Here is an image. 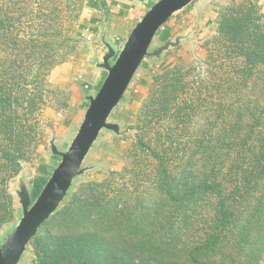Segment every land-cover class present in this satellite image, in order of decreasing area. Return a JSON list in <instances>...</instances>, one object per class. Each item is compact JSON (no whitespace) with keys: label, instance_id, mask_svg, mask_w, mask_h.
<instances>
[{"label":"rangeland","instance_id":"obj_1","mask_svg":"<svg viewBox=\"0 0 264 264\" xmlns=\"http://www.w3.org/2000/svg\"><path fill=\"white\" fill-rule=\"evenodd\" d=\"M253 6V13L264 17V0H195L159 30L152 47L175 34L187 38L159 59L143 61L109 118L120 125L121 134L101 132L84 161V176L75 180L70 197L30 241L19 264H42L62 230L90 228L78 204L66 210L74 196L82 200L79 207L96 203L97 211L122 218L119 225L126 229L134 228L136 220L149 228L152 217H172L174 209L166 207L163 193L188 198L180 218L189 216L191 235L199 233L217 202L195 192L213 160L221 183L213 196L219 203L232 197L234 208L242 211L243 196L236 189L247 181L236 171V149L243 148L234 146L233 127L239 133L235 111L264 107V97L251 95L241 60L230 61L232 54L213 38L230 13H252ZM91 11L90 0H0V96L10 90L17 94L10 109L0 100V239L21 213L15 195L19 180L32 189L35 178L49 177L59 163L51 156L50 141L60 151L68 148L87 107L84 97L96 91L77 70L79 59L91 50L85 32L92 28ZM90 210L86 217H95ZM186 223L181 224L183 236L189 231Z\"/></svg>","mask_w":264,"mask_h":264},{"label":"trees","instance_id":"obj_2","mask_svg":"<svg viewBox=\"0 0 264 264\" xmlns=\"http://www.w3.org/2000/svg\"><path fill=\"white\" fill-rule=\"evenodd\" d=\"M250 11L252 13L243 10L230 13L219 24L218 36L213 38V42L223 45L228 56L232 54L230 61L233 59L236 63L241 60V75L250 77L251 95L257 93L264 97V17H257V11L253 13L254 6ZM16 98V92L10 90L5 96H0L1 104L10 109L16 106ZM260 105L243 107L245 110L238 107L235 111L239 133H236L237 127H233L234 146L243 148L236 149V171L247 181L245 184L238 182L240 187L236 189L238 196H243L239 202L242 211L234 208L232 197L227 200L232 205L226 208L227 201L219 203L217 196H213L221 187L217 181L219 177H216V160L206 165L201 189L195 191L208 199H217L216 207L214 209L211 205V220L207 219L204 222L206 227L195 235H191L194 227L186 223L189 216L180 218L179 214L181 207L187 206L183 203L189 202L188 198L174 199V196L163 193L166 207L174 209L172 217L164 220L152 217L149 228L140 226L136 220L133 221L134 228L126 229L119 225L122 218H114L108 211L106 214L97 211L96 203L88 202L79 207L82 200L74 196L66 210L78 204V213L87 219L90 228H67L59 232L54 240H60H56V246L52 244L53 249H48L42 264H261L264 257V192L260 191L264 188V107ZM191 160L192 156H189L186 162ZM46 180L37 177L32 181V199L36 198ZM91 185L97 187V184L88 186ZM166 188L161 187L162 190ZM71 190L66 199L70 197ZM223 198L226 200L225 196ZM190 203L194 208L193 202ZM89 210L95 217H86ZM183 221L189 227L184 236L180 231Z\"/></svg>","mask_w":264,"mask_h":264},{"label":"water","instance_id":"obj_3","mask_svg":"<svg viewBox=\"0 0 264 264\" xmlns=\"http://www.w3.org/2000/svg\"><path fill=\"white\" fill-rule=\"evenodd\" d=\"M195 0H157L134 24L119 50L107 38L106 28L101 35L105 48L102 62L98 65L105 76L95 93L85 96L87 107L82 121L65 151H60L54 139L50 141L52 157L59 163L51 169L50 175L35 199L32 189L24 178L18 182L15 195L21 213L18 222L0 239V264H19L28 252V245L42 225L55 214L73 189L78 177L84 176L83 166L89 152L102 131L120 135V125L109 121L136 73L147 58L159 59L164 53L176 48L186 36L180 35L171 41L152 47L160 28L176 13L189 7Z\"/></svg>","mask_w":264,"mask_h":264},{"label":"crops","instance_id":"obj_4","mask_svg":"<svg viewBox=\"0 0 264 264\" xmlns=\"http://www.w3.org/2000/svg\"><path fill=\"white\" fill-rule=\"evenodd\" d=\"M90 1L92 2V11L90 14V25L92 28L86 29L85 32L87 36H92V40H90L91 50L84 54L82 59H79L80 62L78 63L77 70L79 69V74L90 83L93 90L98 88L105 76L104 70L98 66L102 62V56L105 52V48L101 43V35L104 29L106 28L108 41L118 50V47L127 38L134 24L157 0ZM170 21H173V16L167 24ZM177 36H180V34H175V37Z\"/></svg>","mask_w":264,"mask_h":264},{"label":"built area","instance_id":"obj_5","mask_svg":"<svg viewBox=\"0 0 264 264\" xmlns=\"http://www.w3.org/2000/svg\"><path fill=\"white\" fill-rule=\"evenodd\" d=\"M164 26H165V25H164ZM164 26L161 27L160 30L164 29ZM86 39L90 41V40H92V36L88 35V36L86 37Z\"/></svg>","mask_w":264,"mask_h":264}]
</instances>
